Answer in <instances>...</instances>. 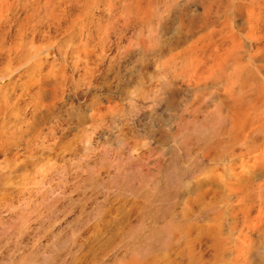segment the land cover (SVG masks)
Segmentation results:
<instances>
[{
    "label": "bare ground",
    "instance_id": "obj_1",
    "mask_svg": "<svg viewBox=\"0 0 264 264\" xmlns=\"http://www.w3.org/2000/svg\"><path fill=\"white\" fill-rule=\"evenodd\" d=\"M50 162L95 221L0 264H264V0H0V206Z\"/></svg>",
    "mask_w": 264,
    "mask_h": 264
},
{
    "label": "rangeland",
    "instance_id": "obj_2",
    "mask_svg": "<svg viewBox=\"0 0 264 264\" xmlns=\"http://www.w3.org/2000/svg\"><path fill=\"white\" fill-rule=\"evenodd\" d=\"M81 144V142L79 141V145ZM53 164V166H51L52 164ZM63 163V164H62ZM62 163H53V162H50V163H48L49 164V166H48V164L43 168V169H41V172H43V174L42 173H40V171H39V173L40 174H42L43 175V177H42V175H40L39 176V174H36V172H38L37 170H39V169H36V168H38V167H32V171H33V169L35 170L34 172H32L31 173V170L29 169V175H26V177H22V178H20V180L22 181H20V184L22 185V186H20L19 187V189H18V191L17 190H13V188L12 187H9V193H10V196H12L13 197V201H11V206H13L14 204V208H12L11 206L10 207H8L10 210H11V208L13 209V210H11V212H8V211H10L8 208H6V207H2V206H0V210L2 211H0V223H7V225H5V226H8V224L10 225V226H13L14 227V229H15V227L19 230V232L20 233H18L19 234V238H21V241H22V243L24 242V241H27V242H31V243H28V244H26L27 242H24L23 243V247H24V245L26 246V247H24V249H23V251L21 250V253H24L25 251L24 250H26V252L27 253H25L26 255H28V253L31 251V250H34V249H38V248H45V249H47V250H49V247H50V250H51V248L53 247V242L55 241V237H56V234L58 233V231H62L63 232V234H62V232L60 233V237H62V238H64V237H69L70 238V242H71V244L73 243V245H71L72 247H74L75 245V243L74 242H76V241H78L79 239H80V236H82V234L81 233H83L84 231H85V229L89 226L90 227V225H92L93 224V222L95 221L94 220V218H93V216H91V214L92 213H90L89 214V212H93L94 211V208H95V203H96V201H99V200H102V194L100 195L98 192H97V195H95L96 194V191H95V193H93V191L92 190H90V189H88V190H84L83 188L81 189V187H79V181H81V179L80 178H84V176L82 177L81 176V174H80V172L78 171L79 169L81 170V168L78 166L79 164H74V163H67V162H62ZM41 164H43V163H41ZM51 164V165H50ZM55 164V165H54ZM65 164H67V165H65ZM68 164H69V167H68ZM81 164V163H80ZM62 165V166H61ZM64 165V166H63ZM74 165V166H73ZM48 166V167H47ZM61 166V167H60ZM73 166V167H72ZM49 167H50V171H49ZM55 167H57V168H55ZM65 167V168H64ZM68 167V168H67ZM78 167V169H76ZM57 171L58 169V173L59 174H61L62 173V176L61 175H59L56 171L54 172V169ZM61 168H64V170L63 169H61ZM70 168V169H69ZM52 169V170H51ZM62 170H63V172H64V174H63V172H62ZM48 171V172H47ZM68 171L70 172L71 171V176L68 174ZM76 171V172H75ZM73 172V173H72ZM34 173V174H33ZM46 173H49V174H46V177H44V175ZM55 173V175L53 176V174ZM56 174H57V176L58 177H56ZM65 174H66V176H65ZM76 174V175H75ZM80 174V175H79ZM79 175V176H78ZM32 178H31V177ZM41 178H39V177ZM52 176V177H51ZM64 176V177H63ZM62 177H63V179H62ZM80 177V178H79ZM32 179V181H34V183L31 181V180H29V179ZM36 178V180H33V179H35ZM37 178H39V179H37ZM43 178V179H42ZM48 178V179H47ZM56 178V179H55ZM61 178V179H60ZM22 179H24V180H22ZM26 179H28V180H26ZM52 179V180H51ZM54 179V180H53ZM68 181H67V180ZM75 179H76V181H75ZM78 179V180H77ZM40 180V181H39ZM43 180V181H42ZM61 180V182L59 183V181ZM66 180V182H64ZM29 181V183H30V181L33 183V188H30V189H28V185H29V183H27ZM36 181L40 184V182H41V186L40 185H37L38 183H36ZM47 181V182H46ZM63 181V182H62ZM79 183H78V182ZM27 184H26V183ZM44 182V183H43ZM25 183V184H24ZM31 184V183H30ZM63 184V185H62ZM65 184H70V185H66L65 186ZM72 184V185H71ZM24 185H26V186H24ZM45 185V186H44ZM50 185H51V187L52 188H50ZM24 186V187H23ZM34 186H37V187H34ZM40 186V187H39ZM44 186V188H42ZM48 186V187H47ZM62 186H63V188H62ZM65 186V187H64ZM78 186V187H77ZM26 187H27V189H26ZM29 187H31V185H29ZM56 188L55 190H53V188ZM57 187L60 189V191L62 192V194L64 195V196H67V198L65 197L64 199H62L64 196L61 194V192H58V193H54V192H56V191H59V189H57ZM61 187V188H60ZM77 187V188H76ZM12 188V190H10ZM22 188V189H21ZM25 188V190H27V192L26 191H24V192H21V191H23V189ZM34 188H35V190H34ZM38 188V189H37ZM40 188V189H39ZM41 188H42V190H41ZM47 188H50L49 190H50V192H48L49 190L47 189ZM68 188H69V190H68ZM15 189V188H14ZM34 191H33V190ZM36 189L38 190V191H36ZM51 189H52V191H51ZM65 189V190H64ZM72 189H73V191H72ZM75 189V190H74ZM77 189H78V191H77ZM28 190H30V191H28ZM43 190H44V192H43ZM63 190V191H62ZM12 191V192H11ZM32 191V192H31ZM35 191H36V193H35ZM71 191V192H70ZM74 191H76L75 193H73ZM80 191V192H79ZM21 194H20V193ZM37 192H40L41 194H39V196L37 195ZM69 192V193H68ZM86 192L88 193V195L86 194ZM91 192V193H90ZM13 193H15V194H13ZM23 193V194H22ZM26 193V194H25ZM30 193V194H29ZM32 193H34V195L36 194V196L34 197V195L32 194ZM44 193V194H43ZM60 193V194H59ZM70 193H73V194H70ZM80 193V194H79ZM82 193V194H81ZM17 194H19V195H17ZM27 194H28V196H27ZM31 194L33 195V197L31 196ZM50 194H51V198H50ZM56 195V196H58V199H57V197L56 196H54V195ZM67 194H69V195H71V197L70 196H68ZM75 194V195H74ZM76 194H78V195H76ZM84 194V195H83ZM99 194V195H98ZM23 197V195L25 196V197H21V196ZM31 196V198H30V196ZM42 195V196H41ZM44 195V196H43ZM94 197H92V196ZM15 196H16V198H15ZM18 196H20V197H18ZM28 198H27V197ZM47 196H48V198H47ZM56 197V198H54V197ZM61 196V197H60ZM75 196H77V198L75 197ZM84 196V197H83ZM97 196V197H96ZM41 197H43L42 198V200H41ZM76 199H75V198ZM81 197V199H79ZM89 199H88V198ZM96 197V198H95ZM19 198V199H18ZM20 198L22 199V200H20ZM25 198V199H24ZM73 199V201H72V203L71 202H68L69 200L71 201L72 199ZM86 198H87V200H86ZM99 198V199H98ZM29 199V201H27ZM40 199V200H39ZM47 199H49V201L47 200ZM65 199H66V201H65ZM68 199V200H67ZM79 199V201H77ZM93 199H95V201L93 200ZM17 200V201H16ZM18 200H20V201H18ZM24 200H26V201H24ZM47 200V201H46ZM60 200V201H59ZM62 200H64V201H62ZM83 200H85V202L83 201ZM91 200V201H90ZM21 201L23 202V204H24V206L26 207H28V209L30 210L31 209V207H32V209H31V211L32 212H34V213H32L31 214V212L29 211V210H27V209H25L24 208V206L23 207H21ZM33 201V203H31ZM39 201V202H38ZM44 201H46V203H48V204H46ZM51 201V202H50ZM58 201V202H57ZM61 201H62V205H61ZM74 201H75V203H76V205L75 206H79V207H74ZM77 201V202H76ZM83 202V203H81V202ZM87 201V202H86ZM20 204H19V203ZM26 202H27V204H26ZM29 202V203H28ZM37 202L42 206V203H43V205L44 206H42L43 208H45V207H47V208H45V209H43L42 207V209H41V211L40 212H38V210H40L39 208V204H37ZM41 202V203H40ZM80 202V203H79ZM16 203H18V204H16ZM53 205V207H52V205ZM56 203V204H55ZM60 205V207H59V205ZM70 203V204H69ZM88 203V204H87ZM13 204V205H12ZM30 204V205H29ZM32 204V205H31ZM35 204L37 205V206H35ZM50 204V205H49ZM79 204V205H78ZM39 205V206H38ZM46 205V206H45ZM48 205V206H47ZM54 205H56V208H55V206ZM68 205H70V206H68ZM72 205V206H71ZM20 208H19V207ZM49 206L51 207V208H49ZM63 206V207H62ZM80 206H83V207H80ZM2 207V208H1ZM18 209H17V208ZM26 207V208H27ZM34 207H36V208H34ZM62 207V208H61ZM74 207V210L73 209H70V208H73ZM85 207V208H84ZM87 207V208H86ZM92 209H91V208ZM6 208V209H5ZM23 208V209H22ZM59 208V209H58ZM78 208H80V209H78ZM17 209V210H16ZM37 209V210H36ZM47 209H51L50 211L49 210H47ZM57 209V210H56ZM64 209V210H63ZM87 209V210H86ZM88 209H90V210H88ZM4 210H8L7 212V214L5 215V211ZM26 210H27V213H26ZM34 210V211H33ZM62 210V211H61ZM68 210V211H67ZM80 210V212H78ZM17 211V212H16ZM20 211V212H19ZM21 211H23V212H21ZM44 211V212H43ZM45 211H47V212H45ZM59 211H61V212H59ZM86 211V212H85ZM12 212H13V214H12ZM24 212H25V214H24ZM48 212H50V213H53V214H49ZM56 212V213H55ZM63 212V213H62ZM68 212L69 214H66V213ZM1 213H2V215H1ZM4 213V214H3ZM22 213V216H26V218H28V220L27 221H25V217L24 218H22V216L20 215V214ZM31 215H30V214ZM37 213H39V214H37ZM42 213V214H41ZM45 213V214H44ZM46 213H48V214H46ZM58 213V214H57ZM79 213H81V214H79ZM84 213V214H83ZM88 213V214H87ZM94 213V212H93ZM17 214V217L15 216ZM18 214H19V216H18ZM34 214V215H33ZM36 214V215H35ZM73 214V215H72ZM38 215V216H37ZM49 216V215H52V216H50V217H47V216ZM64 215H66V216H64ZM75 215H76V217H75ZM83 215V216H82ZM5 216V217H4ZM12 216V217H11ZM13 216H15V217H13ZM28 216V217H27ZM32 217V218H29V217ZM64 216V217H63ZM22 218V219H20V218ZM39 217V218H38ZM41 217V218H40ZM69 217V218H68ZM10 218H12V219H10ZM15 218V219H14ZM18 220H17V219ZM33 218H35V219H33ZM48 218V219H47ZM49 218H51V219H49ZM75 218V219H74ZM3 219V220H2ZM5 219V220H4ZM9 219V220H8ZM78 221H77V220ZM91 219H93V220H91ZM8 220V221H7ZM12 220H15V221H13V225H11L12 223L11 222H9V221H12ZM34 221V223H33V221ZM42 220V221H41ZM44 220H47V221H49L50 220V224H48L47 223V221H44ZM73 222H72V221ZM80 220V221H79ZM82 220H83V222H82ZM17 221V222H16ZM19 221V222H18ZM22 221V222H21ZM25 221V222H24ZM28 221H30L29 223H28ZM52 221V222H51ZM63 221V222H62ZM85 221V222H84ZM39 222V223H38ZM47 224H46V223ZM54 222H56V224H55V227H53L54 226V224H52V223H54ZM90 222V223H89ZM11 223V224H10ZM16 223V224H15ZM23 223H25V224H23ZM26 223H28V224H26ZM42 223L43 224H45L46 226L48 225H52L51 227L49 226H47V227H45V225H42ZM61 223V224H60ZM22 226H21V225ZM85 224H86V226H85ZM89 224V225H88ZM37 225H39V226H41V228L39 229V226H37ZM66 225H67V227H68V229H66ZM74 225H76V226H74ZM18 226V227H17ZM27 226V227H26ZM83 226H85V227H83ZM32 227V228H31ZM38 227V232L36 231V229L35 228H37ZM53 227V228H52ZM62 227H64V228H62ZM81 227V228H80ZM21 228V229H20ZM24 228V229H23ZM50 228V229H49ZM83 228V229H82ZM23 229V230H22ZM26 229V230H25ZM31 229V230H30ZM34 229V230H33ZM44 229H45V231H44ZM47 229V230H46ZM49 229V230H48ZM52 229V230H51ZM67 230V231H65V230ZM71 229H76V230H74L75 232H74V236L73 237H71V232L73 231V230H71ZM41 230H43V231H41ZM51 230V231H50ZM64 230V231H63ZM79 230V231H78ZM82 230V231H81ZM30 231H32V232H30ZM34 231H36V233L34 232ZM46 231H47V233H46ZM56 231H57V233H56ZM77 231V232H76ZM27 232H28V234H27ZM39 232H43V234L44 235H41V233H39ZM49 232V233H48ZM31 233H33V235L31 234ZM40 235H39V234ZM55 233V234H54ZM34 234H35V236H34ZM53 234V235H52ZM39 236V237H41V238H37L36 236ZM49 235V236H48ZM61 235H63V236H61ZM52 236H53V238H52ZM35 237L37 238V239H35ZM46 237H48V238H46ZM77 237V238H76ZM31 240H30V239ZM45 238V239H44ZM4 239H5V237H3L1 234H0V241L2 242V241H4ZM27 239V240H26ZM30 241H29V240ZM43 239V240H42ZM50 239V240H49ZM53 241H52V240ZM77 239V240H76ZM40 240H41V243H40ZM50 242H49V241ZM14 240H12V243L11 242H9L10 244L8 245V248H11V246H12V249H13V244H14V242H13ZM39 241V242H38ZM44 243V247H43V243ZM47 242V243H46ZM53 244H52V243ZM33 243V244H32ZM35 244V245H34ZM28 245H30V246H28ZM31 245L33 246V247H31ZM37 245V246H36ZM46 245H48V247L46 248ZM42 246V247H41ZM22 247V248H23ZM35 247V248H34ZM25 248H27V249H25ZM29 248H32V249H29ZM44 249V250H45ZM24 254V255H25ZM26 257V256H25ZM28 257V256H27ZM40 259H41V257H39ZM38 258V259H39ZM18 259H20V260H18ZM18 259L16 258V260H17V263H18V261H19V263L20 264H31L30 263V260H29V257H28V261H25V260H27V259H25V260H23V262L21 261V256L20 257H18ZM6 260H7V258H6ZM21 261V262H20ZM25 262H27V263H25ZM10 264V263H9Z\"/></svg>",
    "mask_w": 264,
    "mask_h": 264
}]
</instances>
